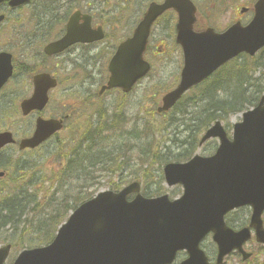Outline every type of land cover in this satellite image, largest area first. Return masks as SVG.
Here are the masks:
<instances>
[{
    "label": "water",
    "instance_id": "water-1",
    "mask_svg": "<svg viewBox=\"0 0 264 264\" xmlns=\"http://www.w3.org/2000/svg\"><path fill=\"white\" fill-rule=\"evenodd\" d=\"M29 0H10L12 7ZM4 0H0V4ZM175 9L179 15L177 41L184 50L185 66L181 83L163 98L165 111L175 105L193 85L208 78L219 66L240 52L255 54L264 46V0L255 6L256 15L248 26L238 23L224 33L213 29L194 32L196 6L191 0H164L151 3L132 37L121 43L111 59L112 73L108 87L130 91L133 85L149 73L150 64L144 60L151 26L163 12ZM4 17H0V21ZM80 12L69 19L67 34L62 40L46 48L48 53L63 51L75 42L95 41L103 37L102 29L90 30L91 19ZM12 56L0 53V87L13 72ZM57 85L48 74L34 76L35 92L22 103L28 114L42 109L48 101L47 93ZM105 89V88H104ZM33 138L24 139L21 149L41 144L55 130L62 127L58 120H38ZM202 143L214 136L221 138L218 152L211 158L196 156L187 164H168L167 182L183 183L185 195L170 201L168 196L127 202V193L133 187L115 194L104 192L82 206L70 222L60 229L54 243L47 248L27 250L20 254L16 264H170L176 251L185 248L189 259L182 264H208L198 245L205 234L214 231V240L220 246L219 259L239 248L245 259L243 243L251 237L254 227L257 240L264 243L261 219L264 212V98L252 111L244 114L243 121L235 125L234 140L229 141L222 124L216 123L204 135ZM13 141L12 133H0V149ZM136 185V184H135ZM251 204L254 214L251 226L237 233L224 223L228 211ZM83 212H87V215ZM10 246L0 249V264H4Z\"/></svg>",
    "mask_w": 264,
    "mask_h": 264
},
{
    "label": "rangeland",
    "instance_id": "rangeland-1",
    "mask_svg": "<svg viewBox=\"0 0 264 264\" xmlns=\"http://www.w3.org/2000/svg\"><path fill=\"white\" fill-rule=\"evenodd\" d=\"M47 1L48 0H36L33 3L34 5L32 4L33 6H27V8L18 10L17 12L10 11L9 8L4 9V7L1 9V12L8 14V19L5 22L6 24L0 29V50H10L14 53L13 56H15L17 61L18 73L13 77L12 81L0 91V130L13 131L17 139H21L23 136H29L33 133L35 118L37 116L36 113H33L31 116L24 117L22 111H20L21 99L31 95L33 90L31 77L27 74L30 73V71L40 69L41 67L48 68L49 66L45 59L41 62L37 61L40 58L39 56L42 55L41 49L43 44H40V42L41 40L44 41L48 39V32H46L44 36H40L41 39L38 40L34 37V33L40 35L42 32L37 31V21L29 20L32 16H35L38 20L39 13L43 10L42 4ZM149 1L150 0H67V2L64 3L63 9L61 6L60 12L54 13L57 16V14L61 13L65 8L71 10L73 6H79L90 14L94 13L96 17L95 23L97 24L104 25V23L110 21V19H117V17L124 16L126 18L123 21H118L114 27H105L107 34L110 36L100 48L102 64H100L94 80H86L79 75H70L67 69L64 68L66 66L62 64V59L55 61V64L60 65L56 71L57 75L61 78V84L59 88L53 91L51 95L53 100L46 108L45 114L47 116H53L55 113L56 115L62 116L66 111H73L74 115L72 120L67 123L69 125H67L68 128L65 132L59 134L60 139L67 140V136H69L70 133L77 130H86L88 126L96 125L98 122L97 114L102 112L103 108L107 110L109 117L115 112L120 113V118L117 119L127 122L122 131H115L109 135L103 134L105 139L109 140V143L104 144L99 138L97 139L100 140L99 144H101V147L106 145V151L111 153V157H116L118 154L123 156V158L119 159V163L105 166L107 169H110L109 172H111V169H119V174L111 176L110 173H106L107 171L105 173H96V175L102 177L99 179L100 191L112 189L114 183L120 182V167H122L125 162L127 166H124L122 173L127 182L132 181L134 176L137 175L135 172H141V168L144 167L143 172L145 173L138 179L141 180L142 189H144L145 193L147 188V190H151L149 193H152V195L156 193H167L170 194L171 198H176L182 193V187L175 186L168 189L166 183L159 180L162 169L160 170L156 164L155 172L154 168L151 167L152 161H154L153 159L156 160V163L160 157H168L169 155L175 157L180 153H183V155L189 154L188 151L185 152L184 148H180V145L181 142L187 141L189 135H191L189 131L191 126H193L192 124H194V122H191L194 115H191L190 112L192 113L196 107L192 105V102L195 98L194 96L200 93V91L196 93L191 91L182 102L184 105L181 104L177 108H180L178 111H176V109L165 115L156 113L159 97L164 95L166 90L175 87L182 67L180 50L176 47L177 45L174 42L175 15L169 14L165 16L154 26L151 52L147 55V59L154 61L155 66L152 70V74L143 79L128 97H124L116 91H111L103 97L97 96L101 83H104L108 77L106 66L112 46L115 45L116 41L122 39L124 36L128 35V33H131L129 27L132 28L138 23ZM156 1L160 2V0ZM193 1L198 5V13L201 15L199 25L201 27L212 26L216 31H224L239 20L243 24H248L254 13L252 7L257 0ZM36 4L38 7L35 6ZM56 4V2L53 3L54 9L56 8ZM242 6L250 7L249 13L241 14L239 9ZM47 7L49 6L45 4V9ZM36 11L38 14L33 15ZM46 20L47 17H44L42 14L40 21L44 22ZM14 37L18 39V42ZM22 37L30 39L25 43L21 40ZM162 52L163 55H160ZM260 55L261 56L255 60L252 66L253 68L250 76L246 69L243 73L242 78L246 83L244 86L245 88L252 87L253 84L258 85L261 82V85L258 87L264 91V65L263 67H255L256 65H262L264 63V51ZM241 58L242 59L238 60L236 66L247 68L246 59L244 57ZM236 81L238 82V80ZM164 88H166V90H164ZM253 90L255 89L251 88L248 91L250 93ZM87 92L91 93H89L90 95L88 96L89 100L86 101ZM93 95L97 96L98 99H94ZM182 111L183 113H181ZM241 119L242 115L240 113H232L229 119L224 121L227 128L229 127L228 132L230 134L234 123ZM133 131L138 132L137 139H134ZM193 136L194 138L197 137L195 134H193ZM217 144L218 140L213 139L204 146H197L194 153L211 155L218 147ZM52 145L55 146L54 141L49 143V146ZM150 150L152 154L148 158L145 154ZM27 152L28 151L21 152L18 146H12L0 153V162L5 160L11 164L13 169L17 164L16 159L19 157L22 158L23 156L27 158ZM36 152L39 156L41 155L40 157H45L46 153L50 151L41 149ZM154 154L156 156H154ZM45 158L54 162L57 155L55 157L47 155ZM188 158L189 157L186 159ZM143 161L148 162L142 166ZM7 171L8 175L6 179L0 180V183H2L0 186L1 189L11 186L12 181L9 178L11 175V168L8 167ZM73 185L76 184L73 183L70 185L73 189L72 192H74V190L77 191V186ZM71 201L72 200H70L69 203L63 204V206L61 205L60 217H62L69 207L74 204V202ZM33 209L32 207L27 208V215L21 218V221L23 220L22 222H19V219H16L17 217L15 216L13 223L7 225L1 223L2 226L0 224V247L5 245L7 237L9 236H13L16 239L13 244H15V246L18 245L17 242L19 243L20 235L23 233L22 228L28 226L24 224V222H29V220L34 221L33 214L37 217L36 215L38 212H33ZM249 210L250 209L247 207L230 214L227 218L229 223L236 229L240 228V226L245 224L248 220L251 213ZM43 212H41L40 215ZM13 227L14 230H12ZM9 240L11 239H8V241ZM26 246H28V244ZM202 246L211 260L213 258L215 259L216 246L212 243L211 236L204 240ZM246 249L254 253V258L250 259V264H264V246L257 244L253 238L246 245ZM18 251L19 250L16 248L13 249L11 254L12 257L14 256L15 258ZM245 263L247 262L242 261V257L237 254L230 255L225 262V264Z\"/></svg>",
    "mask_w": 264,
    "mask_h": 264
},
{
    "label": "trees",
    "instance_id": "trees-1",
    "mask_svg": "<svg viewBox=\"0 0 264 264\" xmlns=\"http://www.w3.org/2000/svg\"><path fill=\"white\" fill-rule=\"evenodd\" d=\"M255 60L254 59H248L246 61V70L248 71V74L252 73V66L254 64ZM259 67V65L255 66ZM234 68V69H233ZM229 69V70H228ZM225 70L228 73L226 76L228 78L223 77L224 81L222 83H219L217 85H214L213 87L207 88L205 91V95L203 97H200L195 104L194 111L190 114L194 115L193 119H191V122H194L191 126L189 134H195L197 136L192 140L193 143H195L198 140V135L200 132L205 131L207 128L210 127V123L216 121V120H221V119H226L232 113H243L244 110L247 108L254 107L259 103V99L261 95L263 94V90L260 89L258 86L261 85V82L258 85L253 84L252 87H247L245 88V80H243L242 76L245 71L244 67H238V66H231L230 68L222 69L219 71L217 75H215L212 80L217 77V80L220 78V73ZM237 70L235 74H230ZM256 71V68H255ZM249 78V77H248ZM238 80V82L236 80ZM235 80V82H234ZM212 86V85H211ZM255 89L252 92L249 93L248 90L250 89ZM197 133V134H196ZM189 144L191 142L189 141ZM70 146V145H69ZM74 149L72 150L71 148L67 146H64L62 144L58 145V153H59V164H60V170L56 168L52 169H43L42 165H37V161L31 164H26V163H21L20 161H17V164L15 165L14 169H16L15 173L16 175V188L17 192L16 194H3L5 191L2 189V194L0 195V224H10L13 223L15 216L17 217L16 219H19V222L21 221V218L25 216L27 208H30L32 205L39 206L40 204L38 203V200L41 199L39 198V193L36 194H31L30 192L32 189H30V186H33L36 191L37 184L44 185L47 181L53 182L54 180L60 179L61 178V186L64 187L67 185H71L70 183H64L65 177L68 176H77L79 171H82L86 168L90 167H96L98 165H103L107 163L104 159H96L95 153L93 152L92 148H89L88 151H85L86 153L83 154L82 151H78ZM94 153V154H93ZM189 153H192L189 152ZM93 154V156H92ZM152 154L151 150L150 152H147L145 155L146 157H150ZM189 155V154H188ZM154 156H156L154 154ZM182 157L184 155H181ZM93 157V158H92ZM111 161L114 163H119L117 160L119 159L118 157H111L109 156ZM109 159V158H107ZM153 163H155V159H153ZM166 159L163 157H160L158 162L163 163ZM169 161V160H168ZM148 161H144L143 163L147 164ZM167 162V161H165ZM143 164V165H144ZM46 174V175H44ZM47 174L49 176H47ZM61 175V177L59 175ZM80 174V173H79ZM36 175V176H35ZM45 176L46 179L40 180L39 176ZM13 176V175H12ZM11 176V177H12ZM29 182H33L32 185L29 184ZM15 190V189H14ZM14 192V191H13ZM6 195V197H5ZM70 196V195H69ZM77 199L83 200L89 198L88 193L86 191L83 192H78L76 194ZM69 198V197H67ZM81 198V199H79ZM70 199H66L64 203H68ZM77 200V201H78ZM76 201V202H77ZM1 203H3L1 205ZM77 204V203H76ZM52 205L51 203L47 205L46 213H44V217L46 220L51 221L48 219L49 217H52L56 220L55 223H59L61 219L63 218L60 217L61 213L60 210H57L54 212V208H51ZM36 208V207H35ZM36 210L33 209V212ZM49 216V217H48ZM65 216V215H64ZM15 219V221H16ZM54 222V221H53ZM24 224L28 225L25 228H22V234L20 235V243H33V235H30L29 228L32 229V231L38 229V231L42 230V226L45 225V222L38 220L35 222L37 227H34L33 222L29 220L24 222ZM17 229V227H16ZM26 229V231H25ZM14 230V229H12ZM40 234V233H39ZM54 232L46 229L45 232L42 235H38V241L40 243H48L50 239L54 236ZM11 242L14 243L15 238L13 236L9 237ZM28 238V240H24ZM25 241V242H24ZM37 241V242H38Z\"/></svg>",
    "mask_w": 264,
    "mask_h": 264
},
{
    "label": "flooded vegetation",
    "instance_id": "flooded-vegetation-1",
    "mask_svg": "<svg viewBox=\"0 0 264 264\" xmlns=\"http://www.w3.org/2000/svg\"><path fill=\"white\" fill-rule=\"evenodd\" d=\"M94 20H93V27H94ZM100 42L96 43H78L73 44L66 50H63V53H58L57 55H53L52 57L49 56L48 58V73L52 76H57V68L60 67L59 64H55V61L58 59H63L62 64H64V68L67 69V72L70 75L77 76L86 79V80H94L95 76L97 75V71L102 61V56H100V48L101 46L98 45ZM180 50V49H179ZM151 51V50H150ZM182 56V52H181ZM66 57V58H65ZM51 58V59H50ZM51 60V64H50ZM184 62V61H183ZM85 80V81H86ZM91 91V89H90ZM111 90L104 92L101 95H97L99 97H103L106 93H110ZM87 92L86 101L89 100L88 96L90 95ZM94 99H98L97 96L93 95Z\"/></svg>",
    "mask_w": 264,
    "mask_h": 264
}]
</instances>
